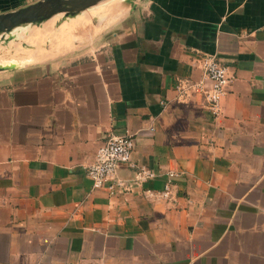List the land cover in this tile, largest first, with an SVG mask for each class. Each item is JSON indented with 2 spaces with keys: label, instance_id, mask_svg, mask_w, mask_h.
<instances>
[{
  "label": "crops",
  "instance_id": "obj_1",
  "mask_svg": "<svg viewBox=\"0 0 264 264\" xmlns=\"http://www.w3.org/2000/svg\"><path fill=\"white\" fill-rule=\"evenodd\" d=\"M206 52L233 75L219 115L176 98ZM112 133L156 172L124 193L86 169ZM171 169L174 198L146 195ZM0 264H264V0H129L76 48L0 69Z\"/></svg>",
  "mask_w": 264,
  "mask_h": 264
},
{
  "label": "built area",
  "instance_id": "obj_2",
  "mask_svg": "<svg viewBox=\"0 0 264 264\" xmlns=\"http://www.w3.org/2000/svg\"><path fill=\"white\" fill-rule=\"evenodd\" d=\"M202 77L193 80L191 78H179L176 85V98L186 100L194 93L204 95L207 106L215 115L222 112V100L229 90L233 80L230 68L221 63L215 53L206 52L202 55ZM165 103V101H163ZM135 138L131 134L112 133L97 150L94 161L87 165V173L93 180L95 188L106 187L111 193L128 192L134 183L140 184L152 178L156 172L146 165H137L133 159ZM127 163L136 167L133 178H125L119 175V165ZM178 175L176 170H169L165 186L161 190L145 189L148 196H158L173 199L174 179Z\"/></svg>",
  "mask_w": 264,
  "mask_h": 264
},
{
  "label": "bare ground",
  "instance_id": "obj_3",
  "mask_svg": "<svg viewBox=\"0 0 264 264\" xmlns=\"http://www.w3.org/2000/svg\"><path fill=\"white\" fill-rule=\"evenodd\" d=\"M125 2L126 0H116L113 3H103L96 7L85 10L77 18L74 17L70 21H65L63 24H61L58 28L59 32L55 31L54 27L57 15L49 20H46L42 26H35L33 29L29 30L28 33L25 32L22 34L26 42L37 45V47L35 49H25L21 55L34 60H45L56 53H59L61 50L60 48L69 49L73 47V40L77 41L78 39L89 37L93 35V33L100 27L101 21L97 23L95 28L87 30V27L90 24V18L95 15V13H106L105 15H108V21L106 23L109 24L113 21V17L121 16L126 11L127 5ZM116 11H118L117 14H115ZM47 39H51L53 43V48L50 50L40 47L41 43ZM18 53L19 51H17L16 54Z\"/></svg>",
  "mask_w": 264,
  "mask_h": 264
},
{
  "label": "water",
  "instance_id": "obj_4",
  "mask_svg": "<svg viewBox=\"0 0 264 264\" xmlns=\"http://www.w3.org/2000/svg\"><path fill=\"white\" fill-rule=\"evenodd\" d=\"M110 0H35L21 7L0 12V38L27 24H41L60 13L75 17ZM12 65H0V69Z\"/></svg>",
  "mask_w": 264,
  "mask_h": 264
},
{
  "label": "rangeland",
  "instance_id": "obj_5",
  "mask_svg": "<svg viewBox=\"0 0 264 264\" xmlns=\"http://www.w3.org/2000/svg\"><path fill=\"white\" fill-rule=\"evenodd\" d=\"M116 0H110L109 2L106 3H110V2H115ZM129 0H126V5L128 4ZM124 12V11H123ZM118 11L115 12V14H117ZM106 13H95V15H93L90 18V24L87 27V30H91L93 28L96 27L97 23L100 22V27L98 28V30H96L93 34H97L99 32H101L103 29L109 27L110 25H112L113 23H115L121 16L118 17H113L112 18V22H110L109 24H107L106 22L108 21V15H105ZM79 16V15H78ZM78 16H75L76 18ZM72 18L74 17H69L66 16L64 13H60L59 15H57L56 17V21L54 23V27H55V31H58V28L61 24H63L65 21H70ZM45 22V21H44ZM43 22V23H44ZM27 24L24 26H20L19 28L15 29L13 32L10 33H6L3 37L0 38V65L5 66V65H18V64H23V63H28V62H35V61H41V60H34L31 59L29 57H24L21 54H23V50L25 49H29V48H36L37 45H33L30 44L28 42L25 41L24 36H22L23 33L27 32L31 29H33L35 26H42V24ZM102 24V25H101ZM86 28V26H85ZM80 33V32H79ZM93 35L89 36V37H84L82 39H78L73 40V47L69 48V49H63L60 48V52L56 53L55 55L51 56L54 57L56 55H60L63 53L68 52L69 50H72L74 48H76L80 43H83L87 40H89ZM52 40L51 39H47L46 41H44L43 43H41L40 47H42L43 49H47L50 50L53 48L52 46ZM17 51H19L18 54ZM21 55V56H20ZM50 58V57H49Z\"/></svg>",
  "mask_w": 264,
  "mask_h": 264
}]
</instances>
